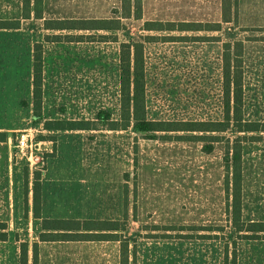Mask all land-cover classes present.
<instances>
[{
    "label": "rangeland",
    "instance_id": "obj_1",
    "mask_svg": "<svg viewBox=\"0 0 264 264\" xmlns=\"http://www.w3.org/2000/svg\"><path fill=\"white\" fill-rule=\"evenodd\" d=\"M231 2L223 13L222 0H141V11L132 6L127 16L122 0H31L26 17L25 0H0V20H20L18 28H0V220L8 223L0 264H20L22 241L33 264L44 217L119 221L124 229L112 232L128 243L130 264H264V236L233 226L226 189L230 147L246 135L242 218L264 221V131L110 128L121 112L122 42L144 47L149 119L214 121L224 118V48L235 51L242 41L244 117L264 122V0ZM70 18H120L123 26L44 28L45 19ZM150 21L161 29H148ZM36 42L43 46L37 106ZM81 125L91 129L70 128ZM23 132L42 141L36 164L16 156ZM192 134L220 137L185 136ZM120 256L114 239L39 242V264H120Z\"/></svg>",
    "mask_w": 264,
    "mask_h": 264
},
{
    "label": "trees",
    "instance_id": "obj_2",
    "mask_svg": "<svg viewBox=\"0 0 264 264\" xmlns=\"http://www.w3.org/2000/svg\"><path fill=\"white\" fill-rule=\"evenodd\" d=\"M26 2V17L30 16L31 0ZM141 0H122V9L127 16H131L132 6L141 11ZM223 13L231 9V0H222ZM138 17L140 13L138 12ZM37 17L42 18V13L37 12ZM161 22L150 21L148 29H161ZM172 26L173 24H169ZM19 19L0 20V28H18ZM123 26L120 18H70V19H45L44 28L50 30H117ZM66 37L70 40H81L83 34H47L48 40L56 41ZM237 48L231 50L230 43L224 48L223 55V93L224 118L222 120H185V121H158L147 117L145 99V68L143 45L140 42H122L120 44V90H121V112L117 120H111V129H126L133 127L137 131H186V132H227L233 129L237 132H261L264 131V122L247 120L244 117L243 100V65L242 41L236 42ZM43 71V46L36 42L33 53L34 72V95L36 106L41 103ZM107 118L109 114L103 112ZM70 128L91 129L90 126H71ZM194 139H217L219 135L192 134L185 135ZM246 135H239L234 138L231 150V160L228 162L227 193L228 208L232 217L233 226L239 230L248 232L252 237L264 236V221L245 222L242 218V150L243 140ZM33 211L37 218L41 214V181L40 176L34 181ZM105 221V222H104ZM104 223L108 225L105 226ZM42 231L39 240L34 241L33 264H39V242L46 240H119L121 242L120 264H130V252L128 243L120 238V234L112 232L122 230L121 223L117 220H80L76 218H42ZM110 230V231H109ZM120 235V236H119ZM8 239V223L0 220V240ZM29 243L21 242L20 264H29Z\"/></svg>",
    "mask_w": 264,
    "mask_h": 264
},
{
    "label": "built area",
    "instance_id": "obj_3",
    "mask_svg": "<svg viewBox=\"0 0 264 264\" xmlns=\"http://www.w3.org/2000/svg\"><path fill=\"white\" fill-rule=\"evenodd\" d=\"M40 143H42V141H40L39 143H33V137L30 136V134L23 132L17 139V158H25L32 163H38L37 160L40 156L37 152H35V150L39 148Z\"/></svg>",
    "mask_w": 264,
    "mask_h": 264
},
{
    "label": "crops",
    "instance_id": "obj_4",
    "mask_svg": "<svg viewBox=\"0 0 264 264\" xmlns=\"http://www.w3.org/2000/svg\"><path fill=\"white\" fill-rule=\"evenodd\" d=\"M43 217V216H42ZM45 218V217H44ZM41 230H43V229H41Z\"/></svg>",
    "mask_w": 264,
    "mask_h": 264
}]
</instances>
